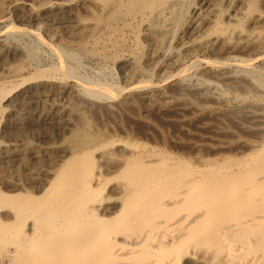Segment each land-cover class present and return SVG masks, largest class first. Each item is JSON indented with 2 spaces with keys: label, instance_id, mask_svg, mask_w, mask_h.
<instances>
[{
  "label": "bare ground",
  "instance_id": "obj_1",
  "mask_svg": "<svg viewBox=\"0 0 264 264\" xmlns=\"http://www.w3.org/2000/svg\"><path fill=\"white\" fill-rule=\"evenodd\" d=\"M57 1L45 0L36 6L28 0H0V19L5 18L9 11L27 9L28 18H25L38 21L44 11L49 12L55 21L69 25L70 35L75 40L70 47L84 55L94 53L101 43L113 44L119 52L120 45L118 47L111 40L116 26L137 18L142 20L140 24L148 22L151 40L162 52L163 37L170 27H178L182 15L180 13L179 16L180 0H85L82 5L87 18L76 13L81 5L75 1ZM263 2L200 0V4L193 7L191 15L194 20L189 30L186 29L189 40L182 41V49L194 50L201 44L199 48L216 53V49L227 40L222 35L225 16L229 22L237 23L235 28H231L238 32L239 40L256 42L261 46L264 41V13L259 11V4ZM224 3H228V11L223 8ZM254 15L252 22L255 27L248 31L244 24ZM207 25H214L211 32L215 36L208 35L210 38L205 41L195 38L196 33H203ZM138 26L137 29L140 28ZM17 30L21 34V29L14 25L7 34ZM2 39L0 36V82L17 77L22 71L21 67L14 65L19 59V50L7 47ZM136 40H140L138 32ZM88 44L92 46L90 50ZM53 51L61 57L59 50ZM155 53L159 54L154 52L153 58L158 56ZM139 60L136 58L133 62L137 64L134 73L142 71L138 66ZM254 62L239 59L238 64L244 68V75L264 93V71L254 70ZM61 65L48 71H38L37 78H22L21 83H0V104L11 95L17 96L15 103H9L11 122L18 126L29 122L41 125L65 123L71 129L72 120L64 117L70 116L71 104L48 106L50 111L39 113L38 120L35 115L26 119L28 122L23 118L25 106L40 100L42 95L38 88H32L33 80L57 83L61 79L56 77L58 72L76 81V85L60 84L56 91L60 97L70 98L79 90L87 91L91 96L95 94L101 100H116L114 98L122 95L117 84L89 83L81 80L64 62ZM191 68L177 66L174 69L178 75H183ZM129 77L132 80L135 75L132 79ZM226 80L231 82L235 78L229 76ZM237 80L240 81L239 78ZM197 82L209 91L221 90L218 84L207 79H198ZM245 82L242 80L241 83L248 85L249 82ZM141 85L150 84L143 81ZM24 89L29 90L25 92ZM143 100L152 101L148 96ZM244 114L246 120L237 122L238 125L252 131L256 137L253 136L254 141L242 143V157L230 155L222 159H198V166L167 153L160 155L148 146L142 147L137 155L129 156L127 153L129 157L123 155L122 150L118 151L122 154H114L115 150L112 154L116 142L109 141L100 133L74 126L62 160L56 164L54 161V166L49 164L52 167L48 170L42 167L40 156L55 154L53 148L36 149L34 146L35 150L27 151L15 139L0 142V264H211L213 261L264 264V105ZM194 149L200 152L201 147L195 146ZM97 152L101 155L96 161L94 156ZM209 248L215 252H210Z\"/></svg>",
  "mask_w": 264,
  "mask_h": 264
},
{
  "label": "rangeland",
  "instance_id": "obj_2",
  "mask_svg": "<svg viewBox=\"0 0 264 264\" xmlns=\"http://www.w3.org/2000/svg\"><path fill=\"white\" fill-rule=\"evenodd\" d=\"M28 1L29 3L35 4L36 6H40L45 2V0ZM59 1H75L78 6L81 5L76 10V13L83 18L88 17V14H86L84 9L85 7L82 5L85 0ZM52 2L58 1L52 0ZM179 3V11H181L179 12V16L181 14L182 15L179 17L178 27H170L169 32L163 37L165 42L162 52H160L158 48L155 47L156 44L153 40H151L152 36L150 31H148V22L144 24L141 23L143 25L142 26L140 24L142 21L140 18L128 20L125 23H121L116 26L115 33H113L111 36V40L112 43L118 47L120 45L119 52L114 49L113 44L101 43L97 46L94 53L82 55V53L76 52V50L73 49L74 47H70L75 44V40L72 37V34L70 35L71 32L68 28L69 25L67 23L65 24V22L55 21V19L50 16L49 12L44 11L38 21H32L25 18H28L26 12L27 9L9 11L5 18L0 19V36L4 39L2 40L7 47L17 48L19 50L20 56L14 65L21 67L22 71L18 74L19 76L17 75V77L13 76L7 78L0 83L9 82L17 84L19 82L21 83L23 79H28V77L37 78L38 71H48L57 66L59 68V66H62L61 64L64 62V64L68 65V67H71L73 70H75L76 75L80 77L81 80L96 84H117V86L121 89L122 95L118 98H114L116 100L112 99L113 101L101 100L95 94H92L91 96V94H88L87 91L85 92L83 90H79V92L77 91V93L73 94L70 98L62 96L60 97L56 93L60 84L76 85V81L74 79H67L64 75H62L63 73L61 72H58V75L56 74V77L61 78L57 80V83L46 82L44 79L35 81L33 80L34 86L32 85V88H38V90L41 92L40 94L43 96H40V100H36L33 103L29 102V106H25V108H27H24L25 112L23 118L25 121L28 122L26 119L29 117L33 118L34 115V118H40V114L49 112L51 106L71 104V109L74 113L71 112L72 115L70 113L71 117L64 116L65 119L68 118L69 120H72V125L70 124L71 129L70 127L68 128L65 123L61 125H41L31 124L29 122V124L26 125H15L9 120L8 110L9 103H11V101L15 103V101H17V96L11 95L12 97L10 96L0 104V142L7 143L10 142L11 139H15V141H19L17 144L24 146L27 151L31 149L35 150V147L36 149H40V147L53 148L55 151V154H52L53 156L51 154L48 156L46 154L40 156V163L43 166L39 163V167L42 166L47 170L48 168L54 166L57 161L62 160L61 157L64 155L63 152L68 149L65 147H69L68 138L71 137L72 131L75 129L73 126L76 128H83L88 131L100 133L105 138L109 139V141L113 140V142H116V145L111 153L113 154V151L115 150L114 154L123 153V155L126 154V157H129L130 155L132 156V154H139L141 148L144 146H148L150 149L156 151L160 155L167 153L172 155L174 158L186 159L189 163L191 162V164L193 163L192 165L195 166H198V164L200 165V163H198L200 159L208 160L216 159V157L217 159H222L223 157L230 155L231 157H242V153L244 154L241 147L243 146L242 143L246 141H254L256 135L254 136L255 133L253 134L252 131H247L241 128L237 122L246 120L244 112L246 113L249 110H255L260 107L262 108L264 105V93L255 87L254 83L249 77L244 75V68L238 64V61L239 59L254 60V70H260L263 72L264 41L260 46L256 42L247 43L245 41L239 40L237 34L238 32L234 30L237 23L229 22V19H227L225 16L223 19L224 29L222 35L227 40L221 44L218 49H216L218 53H210L206 48H199L201 44H199V47H197L198 49L183 50V42H188L189 40V32L186 31V29L190 27L194 20L192 17L193 7L198 6L200 4V0H180ZM226 6H228V3L223 4V8L228 11L229 9H227ZM263 9L264 2L259 4V11L264 13ZM255 17L256 16L254 15L251 20H248L249 22L247 21V23L244 24V28L247 30L249 29L248 31L255 27L253 26L254 24L252 22ZM228 23H231V25ZM14 25L17 29H21L19 33H23L22 35L18 34V30L14 33L9 32L10 35L7 34L9 28L14 27ZM137 26L140 28L137 29ZM212 26L214 25H207V27L203 28V33H196L195 38L198 37V40L205 41L210 38L209 36H215V34L211 32ZM30 30L33 33H31ZM136 30L138 34H140L139 42L136 40ZM23 31H26V33ZM8 37L10 39H8ZM88 47L90 50L92 48L91 44H88ZM52 48L59 50L61 52V57H58ZM157 51L160 53H155L158 56L157 58H153L154 52ZM258 57H261V59ZM136 58L138 60L140 59L138 66L140 65L139 67L143 72L140 71L134 73L136 71L135 67L137 64L133 62H135L134 60ZM199 60L202 62H198ZM171 63L173 64L171 65ZM175 63L177 66H182V68L187 66H191L192 68L186 74L178 75L177 70L174 69L177 68ZM144 72H146V75ZM130 73L132 74L130 75ZM229 76H233L235 80L226 82V79L229 78ZM128 77L134 78H131L132 80H130ZM238 78L241 82L242 80L243 82H245V80L247 83L249 82L248 85H245L246 82L241 83L238 81ZM198 79H207L209 82H214L219 85L221 90L218 92H214L212 90L209 91L207 87L202 85L200 82H197ZM143 81H148L150 85L142 86L141 82ZM234 82L239 85L235 84ZM122 88L125 90L122 91ZM28 90L29 89H24L25 92ZM56 95L60 98L56 97ZM147 96L150 97L152 101L143 100ZM69 99L72 100L70 101ZM48 106L50 107L49 109L47 108ZM212 114L214 115L212 116ZM64 125L67 126V128ZM132 144L133 146L131 147ZM31 146H33V148ZM195 146L201 147L200 152L199 150L194 149ZM119 150H122V153L118 152ZM194 150H196V152H194ZM237 150L240 152L239 154ZM97 153L94 156V160L96 161L101 155V152ZM127 153H129V156ZM41 158L44 159L41 161ZM49 164L53 165L50 167ZM209 251L212 252L214 250L209 248ZM212 253L209 255H212ZM211 264L222 263L219 261H213Z\"/></svg>",
  "mask_w": 264,
  "mask_h": 264
}]
</instances>
